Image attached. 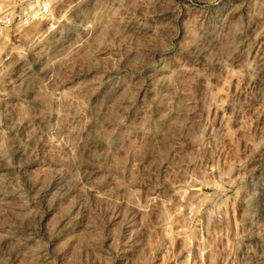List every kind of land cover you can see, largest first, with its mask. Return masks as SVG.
Masks as SVG:
<instances>
[{
    "label": "clouds",
    "instance_id": "1",
    "mask_svg": "<svg viewBox=\"0 0 264 264\" xmlns=\"http://www.w3.org/2000/svg\"><path fill=\"white\" fill-rule=\"evenodd\" d=\"M219 2L207 0V4ZM171 4H175L176 23L142 32L143 39L133 46L129 25L136 21L149 27L148 21L156 15V0H98L83 24L84 32L90 38L93 32L103 35L105 52L118 57L105 63L103 91L94 98L63 93L55 97L53 108L52 99L37 86L31 100L25 97L18 102L15 124L5 126L0 116V264H147L151 255L146 248L122 250L119 238L109 240L103 204L136 209L141 221L147 222L150 210L160 206L158 201H184L192 193L185 203L188 207L200 195L195 189L206 185H210L208 195L219 217V231H209L206 239L201 232L200 264H208L206 255L219 264H264V202L253 211V196L247 195L250 184L255 186L256 174L264 176V0L250 4L240 0L219 21L209 17L201 21L185 5L189 11L182 24L180 5L169 0ZM9 7L22 9L17 15L24 26L35 18L25 11L29 6L23 0L6 5V10ZM38 7L48 12L40 0L31 5L33 10ZM256 18L261 22L253 28ZM61 19H67V14ZM217 23L223 39L218 50L204 57L203 71L197 68L189 74L193 70L186 64H164L168 74L155 81L157 85L175 83L174 77L183 74L167 129L153 134L154 122L145 117L135 126L137 135L114 140L122 126L134 121L137 105L146 102L141 85L161 71V62L169 56L203 55L198 46L202 29ZM161 27L170 31L165 35ZM213 65L219 67L209 72ZM118 75L121 87L109 96ZM200 77L208 81L203 94L193 87ZM44 120L49 121L47 130L35 123ZM25 123L31 131L18 156L10 146V133ZM90 143L92 151L86 158L80 145L88 151ZM86 165L100 171L104 183H85ZM41 169L47 176L43 183L36 178ZM254 195L261 196L259 187ZM62 207L68 210L67 216L88 213L69 235L49 228ZM25 221L35 234L14 235L11 229Z\"/></svg>",
    "mask_w": 264,
    "mask_h": 264
},
{
    "label": "rangeland",
    "instance_id": "2",
    "mask_svg": "<svg viewBox=\"0 0 264 264\" xmlns=\"http://www.w3.org/2000/svg\"><path fill=\"white\" fill-rule=\"evenodd\" d=\"M53 16L50 21L38 22L33 26L24 29L4 30L0 40V116L3 117L5 126L11 127L19 118L17 111L18 102L27 97L31 100L33 90L37 86L44 88V96L52 99V107L57 106L55 97L63 93L69 96L80 94L90 95L94 98L99 95L106 86L104 81L107 75L104 72L105 63L109 58L113 61L118 57L112 52H105L107 40L103 35L96 32L89 34L84 32L83 24L90 18L92 12L98 4V0H51ZM240 0H220L219 3L207 4V0H175L180 5L184 15L180 17V23L188 15V5L193 8V15L200 16L201 21L209 17L212 20L219 19ZM251 3V0H248ZM207 4V7L205 5ZM247 4L245 7L247 8ZM167 8V10H165ZM175 4L169 6V0H156V15L148 21L149 27L145 28L139 22L133 21L129 25V36L133 46L143 39L142 32L153 31L157 26L175 24L176 13L172 10ZM203 13V15H201ZM67 14V19L61 16ZM209 14H211L209 16ZM71 20V23L68 21ZM260 18L253 22V28L260 24ZM170 28L161 27V32L167 34ZM223 37L220 34L218 23L211 28H203L199 42L200 51L203 55L167 57L161 62V71L154 77L149 78L143 87V93H147L146 102L137 105L133 110L137 113L134 121L122 126L113 137L115 140L126 139L129 134L137 135L136 124H139L145 117H151L153 123V134H162L170 122L171 108L178 104L177 85L183 74L174 77L175 83L162 82L156 84L159 75H167L169 70L164 69V64L179 67L182 63L188 68L204 70V57L212 50H218ZM264 40V38H262ZM85 41L87 43H85ZM197 46H194L195 51ZM219 65L209 66V72ZM23 82V87H19ZM208 81L205 77H200L193 85L194 89L203 94L207 90ZM122 84V78L117 76L113 81V87L109 96L117 92ZM234 90V89H233ZM7 92L8 95H4ZM142 93V95H143ZM155 97V99H154ZM243 100L244 96L240 95ZM240 106L237 105V108ZM229 114L231 108L228 109ZM215 115V112H213ZM220 117L224 116L221 112ZM241 113L237 112L236 120H239ZM71 120V118H69ZM79 118H77V121ZM48 120L36 121L47 130ZM51 123H56V114L53 113ZM34 126V125H32ZM220 126L219 120L217 127ZM66 127V126H65ZM228 127H231L229 125ZM211 129H209L210 131ZM31 131V126L25 123L18 126L10 133V146L19 156L23 153L22 142L27 141V136ZM59 131V130H57ZM225 131H228L226 128ZM95 131L93 135H95ZM105 133L101 132L103 136ZM85 135H87L85 133ZM94 143V142H93ZM80 150L85 157H89L92 151V144L80 145ZM67 151V149H66ZM87 174L84 175L85 183L101 182L102 173L94 170L92 166H85ZM67 178V174H65ZM37 181L45 182L46 172L41 169L37 172ZM66 183V179L62 181ZM255 187H259L261 196L255 197ZM264 176L257 173L255 176V186H249L247 195L253 196V208L264 202ZM66 190V189H65ZM210 185L198 187L197 201L185 207V203L192 193L184 197V201L172 200L159 202L160 206L150 210L147 222L141 221L140 214L136 209L128 208L125 205L110 206L103 204L102 213L105 222V234L109 240L119 238L122 250L139 251L146 248L150 252L147 264H200V237L203 231L204 238H207L209 231L218 232L216 226L219 217L214 215L215 209L209 198ZM83 203V201H81ZM47 207V205H46ZM55 205L53 208L55 209ZM67 209L62 207L54 213L49 225L50 230L62 229L61 235H69L78 228L82 220L88 218L87 210L81 216H67ZM264 214V213H262ZM3 217L0 216V220ZM209 219L212 223L209 224ZM199 221L200 223H197ZM12 233L23 238L28 233L35 234V229L29 227V222L22 225L18 222L16 227L11 229ZM47 238V237H45ZM8 243L7 240L4 241ZM190 243V244H189ZM208 264H219L218 260H212L205 256Z\"/></svg>",
    "mask_w": 264,
    "mask_h": 264
},
{
    "label": "built area",
    "instance_id": "3",
    "mask_svg": "<svg viewBox=\"0 0 264 264\" xmlns=\"http://www.w3.org/2000/svg\"><path fill=\"white\" fill-rule=\"evenodd\" d=\"M21 2L22 0H0V40L4 30L24 29L33 26L38 22H47L52 19L53 10L51 0H40L43 7L48 8V12H43V8L40 7L34 10L31 8V5L36 3L37 0H23L25 6H29L25 9V11H27L30 16H34L35 18L30 21L29 25H22V16L17 15V13H22V9L9 7L6 10L5 8L6 5L19 4ZM40 13L43 14L41 15Z\"/></svg>",
    "mask_w": 264,
    "mask_h": 264
},
{
    "label": "bare ground",
    "instance_id": "4",
    "mask_svg": "<svg viewBox=\"0 0 264 264\" xmlns=\"http://www.w3.org/2000/svg\"><path fill=\"white\" fill-rule=\"evenodd\" d=\"M262 191L264 192V187H262Z\"/></svg>",
    "mask_w": 264,
    "mask_h": 264
}]
</instances>
